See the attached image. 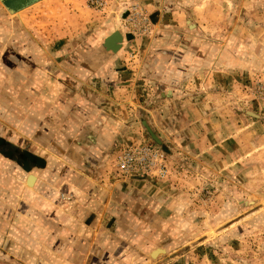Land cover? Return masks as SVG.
<instances>
[{
  "label": "crops",
  "instance_id": "obj_1",
  "mask_svg": "<svg viewBox=\"0 0 264 264\" xmlns=\"http://www.w3.org/2000/svg\"><path fill=\"white\" fill-rule=\"evenodd\" d=\"M116 1L103 14L88 0L14 13L0 2V264H158L146 256L165 251L157 244L188 190L231 173L263 136L261 115L239 112L230 89L191 87L251 70L257 31L224 22L212 0H138L154 18L143 46L123 29ZM115 30L117 54L104 45ZM144 121L188 165L176 188L187 171L179 164L156 183L123 179L112 165L120 143L147 133Z\"/></svg>",
  "mask_w": 264,
  "mask_h": 264
},
{
  "label": "rangeland",
  "instance_id": "obj_2",
  "mask_svg": "<svg viewBox=\"0 0 264 264\" xmlns=\"http://www.w3.org/2000/svg\"><path fill=\"white\" fill-rule=\"evenodd\" d=\"M212 1L221 8V19L224 22L227 23L228 20L232 22L236 17V20L239 19L236 28L243 26L249 28L250 32L253 29L257 31L252 41L258 43V54L254 55V67H251V70L245 68L239 71L234 83L229 78L226 79L224 74H218L223 78L219 80L223 82L221 86L217 83L216 75H213L204 76L199 81L195 80L191 87L199 84L196 91L204 89L206 92L209 90L226 92L230 89L229 95L232 94L236 105L242 108L239 112L254 119H260L261 115L259 125L260 134L263 136L257 141L256 139L252 141L255 148H251L248 160L239 158L237 163L233 164L231 173L229 169L223 170L218 175L220 178L216 177V183L214 180L204 179L188 190L191 197L186 203L178 204L183 212L176 214L173 228L167 232L168 236H165L168 240L165 245L157 244L165 251L156 257L146 256L145 260L154 261L153 263L161 259L158 264H264V172L260 169L264 168V73H262L264 53L261 54L262 45L258 42V39H264V0H244L245 8L241 13H237L236 8L243 0ZM119 4L127 13L122 21L123 29L131 38L139 39L143 46H147L153 36L154 25L153 15L147 5L138 0L119 1ZM88 6L103 14L106 12L107 3L106 0H88ZM199 8H204V5ZM242 15L245 18L241 20ZM217 30L220 32L224 28ZM229 32L228 27L223 35H228ZM139 93L144 95L145 92ZM144 131L147 132L146 128ZM146 134L120 143L113 150L112 165L118 170L119 155L122 165L130 156L137 159L141 156L140 153L146 155V164H151L155 160L153 151H157L160 158L157 165L165 171L161 174L158 172L159 169L153 167L138 174L135 160L130 163L133 165L130 171L119 169L121 177L127 180L166 182L176 174L172 165L179 164L186 167L187 171L183 172L184 176L178 175L174 178L173 186L176 188L183 180L187 181L188 165L181 155L159 135L157 136L162 144L156 143L148 132ZM163 146H166L168 151L164 150ZM255 149L259 152L251 154Z\"/></svg>",
  "mask_w": 264,
  "mask_h": 264
},
{
  "label": "water",
  "instance_id": "obj_3",
  "mask_svg": "<svg viewBox=\"0 0 264 264\" xmlns=\"http://www.w3.org/2000/svg\"><path fill=\"white\" fill-rule=\"evenodd\" d=\"M12 1H14V0H0V2L8 9L9 12L14 13V12L20 11L21 9L28 7V6L38 2L40 0H16V2H12ZM12 3H15V4H12ZM116 4H119V0H117ZM113 15H115V14H112V16ZM111 21L116 22V18H112ZM112 35L114 37V41H116V44H112L111 41L109 43V41H108V38H110ZM112 35L109 36L105 40L104 45L107 47V49L112 51L114 54H117L120 51L119 49L121 47L119 44V41L121 39L120 32L115 30V31H113ZM144 126H145L147 132L149 133V135L154 139V141H156V143H158V144H162L161 139L157 136L155 131L147 124L146 121H144ZM163 149L168 151L166 146H163Z\"/></svg>",
  "mask_w": 264,
  "mask_h": 264
},
{
  "label": "built area",
  "instance_id": "obj_4",
  "mask_svg": "<svg viewBox=\"0 0 264 264\" xmlns=\"http://www.w3.org/2000/svg\"><path fill=\"white\" fill-rule=\"evenodd\" d=\"M140 157H138L137 159H134L133 157H129L127 159V161L125 163H123L121 165V155L118 156V161H120L118 168L125 172L130 171L131 168H133V165H131V161H135L137 162V173H144L147 172L148 169L150 170L153 167H156V169H159L158 172L159 173H163L165 171L164 168H162L161 166L157 165V162L160 160V158L158 157V152L157 151H153V155L155 156V160L153 162H151V164H146V155H142V153H140ZM160 164V163H159Z\"/></svg>",
  "mask_w": 264,
  "mask_h": 264
},
{
  "label": "bare ground",
  "instance_id": "obj_5",
  "mask_svg": "<svg viewBox=\"0 0 264 264\" xmlns=\"http://www.w3.org/2000/svg\"><path fill=\"white\" fill-rule=\"evenodd\" d=\"M12 2H16V0H14V1H12ZM12 4H15V3H12ZM108 41H109V43H110V41H111V43L112 44H116V41H114V37H113V35L110 37V38H108ZM116 46V45H115ZM157 253V251H154L153 252V255H155Z\"/></svg>",
  "mask_w": 264,
  "mask_h": 264
}]
</instances>
